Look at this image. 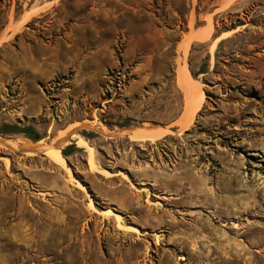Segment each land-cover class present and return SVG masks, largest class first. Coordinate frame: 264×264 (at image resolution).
I'll return each mask as SVG.
<instances>
[{
    "label": "rangeland",
    "instance_id": "rangeland-1",
    "mask_svg": "<svg viewBox=\"0 0 264 264\" xmlns=\"http://www.w3.org/2000/svg\"><path fill=\"white\" fill-rule=\"evenodd\" d=\"M227 5L0 0V123L41 136L0 134V264H264V0ZM180 64L202 97L185 127ZM95 169L130 193L107 203Z\"/></svg>",
    "mask_w": 264,
    "mask_h": 264
},
{
    "label": "crops",
    "instance_id": "crops-1",
    "mask_svg": "<svg viewBox=\"0 0 264 264\" xmlns=\"http://www.w3.org/2000/svg\"><path fill=\"white\" fill-rule=\"evenodd\" d=\"M245 1H248V0H228V5H227V7L229 8V7H231V6H235V8L237 7V6H239V5H241V3L242 2H245ZM237 10V9H236ZM5 28H6V26H5ZM4 28V29H5ZM232 30H233V28H231ZM228 31H230V29H222L219 33L220 34H217V36H214V39H218V38H220L221 36H222V34H224V33H227ZM184 36L177 42V45H179L180 43H181V41H183V43L185 42V40L187 41V40H189V44H188V46L190 47V48H188V54H190V52L192 51V44H194V43H197V42H204V41H207L208 39H210L212 36H213V23L212 22H210L207 18H205L204 17V19H203V22L201 23V24H199V25H197V26H194V27H192L191 29L189 28V29H187V30H185V32H184V34H183ZM189 35V36H188ZM204 35V36H203ZM187 36V37H186ZM184 37H186L185 39H184ZM188 42V41H187ZM182 43V44H183ZM208 50H209V48H208ZM44 59H46V58H44ZM182 94H183V101H184V103H183V107H184V109H185V102H186V100H185V91H183V89H182ZM181 113H182V111L179 113V115L177 116V118H176V121H177V124H179V126H183V127H185V126H188L189 124H188V122H187V124H186V122L185 121H183V120H185L184 119V117L183 116H181ZM183 113H184V110H183ZM183 113H182V115H183ZM180 120H182L181 122H180ZM138 129H140V130H144V129H152V130H156V131H164L163 132V134L167 131L166 129H164V128H162V127H159V128H146V127H140V128H135V129H133L132 130V132H131V134H130V136H131V138L133 137V132H135L136 130H138ZM162 134V135H163ZM161 135V136H162ZM160 136V137H161ZM159 137V138H160ZM133 139V138H132ZM158 139V138H157ZM133 140H136V139H133ZM136 141H140V140H136ZM91 146V145H90ZM87 148V147H86ZM57 149V148H56ZM88 149V148H87ZM88 153H89V158H88V161H89V163H93V162H91V161H93V153H92V151H91V155H90V151H89V149H88V151H87ZM62 155V154H61ZM52 161H54V160H52ZM55 163H57V164H60V165H62L61 163H58V162H56V161H54ZM96 171H94V172H96L97 174H100V176H101V178H100V182L101 181H104V186H94V191L97 193V194H99L100 196H102L103 198H105L106 199V202L108 203H110V202H117L114 198H116V197H120V199H121V194H125V193H130L127 189H124V188H118V187H115L114 186V184H112L111 183V181H113L112 180V178L110 177V176H107V175H104L102 172H101V170L100 169H95ZM95 174V173H94ZM119 195V196H118ZM114 197V198H113ZM98 212H104V211H107V207H105V208H101V207H99L98 209Z\"/></svg>",
    "mask_w": 264,
    "mask_h": 264
},
{
    "label": "bare ground",
    "instance_id": "bare-ground-1",
    "mask_svg": "<svg viewBox=\"0 0 264 264\" xmlns=\"http://www.w3.org/2000/svg\"><path fill=\"white\" fill-rule=\"evenodd\" d=\"M204 36V35H203ZM188 41V40H187ZM185 40V42L183 43L184 48L187 47V42ZM185 53V52H184ZM185 64V63H183ZM196 81H194L186 66L185 65H178L177 68V83H179V85L181 84L182 86L185 87V100H186V104H185V109H184V113H183V117L185 120L183 121H187L188 124H190L192 117L194 116V113L199 109L201 102H202V97L201 95H198V93L195 91V83ZM182 120H180L181 122ZM186 122V124H187ZM187 124V125H188ZM164 131H156V130H152V129H144V130H136L135 132H133V138L136 140H149V141H154L157 140V138H159ZM66 133V132H65ZM64 134V133H63ZM78 143L81 144H86V142L81 139L78 138L77 139ZM89 149H91V147L88 145ZM91 150H90V155H91ZM47 155L54 161L61 163L62 165H64V158L60 153L59 149H53L47 152ZM131 227V231H135L134 229H136L134 226H129ZM215 232V231H214ZM226 245V244H225ZM229 245V244H228ZM225 248V247H224ZM221 249V248H220Z\"/></svg>",
    "mask_w": 264,
    "mask_h": 264
},
{
    "label": "trees",
    "instance_id": "trees-1",
    "mask_svg": "<svg viewBox=\"0 0 264 264\" xmlns=\"http://www.w3.org/2000/svg\"><path fill=\"white\" fill-rule=\"evenodd\" d=\"M235 26H231L229 29L234 28ZM206 59H208V56L205 57ZM217 55L215 57V64L217 63ZM190 64V62H188V65ZM190 67V65H189ZM207 72V62L204 61L203 63L200 64V66L198 67V69L193 72L190 69V74L193 78H197V76L200 73H206ZM128 122L127 121H122L120 123H117V125L119 127H123V126H128ZM0 134H7V135H12V134H23L24 136L36 141L38 139L41 138L38 130L32 125V124H19V123H5V122H1L0 123ZM75 150V147H73V145H66L63 148H61V153L62 155L68 156L69 154H71L73 151Z\"/></svg>",
    "mask_w": 264,
    "mask_h": 264
},
{
    "label": "water",
    "instance_id": "water-1",
    "mask_svg": "<svg viewBox=\"0 0 264 264\" xmlns=\"http://www.w3.org/2000/svg\"><path fill=\"white\" fill-rule=\"evenodd\" d=\"M60 143V142H59ZM32 147H36L35 145H29V146H26V147H23L24 149H30V148H32Z\"/></svg>",
    "mask_w": 264,
    "mask_h": 264
}]
</instances>
